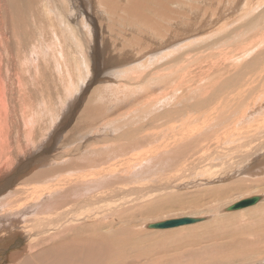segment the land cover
<instances>
[{
  "label": "rangeland",
  "instance_id": "1",
  "mask_svg": "<svg viewBox=\"0 0 264 264\" xmlns=\"http://www.w3.org/2000/svg\"><path fill=\"white\" fill-rule=\"evenodd\" d=\"M225 1L0 0V188L12 183L3 199L13 204L0 211V264L13 263L5 253L16 243L12 238L20 234L23 248L32 240L27 226L61 209L55 197V211L38 214L45 195L26 197L34 188L53 186L46 195H57L69 185L89 187L86 175L118 162H129L133 173L123 166L117 174L112 170L119 175L110 178L113 183L94 184L83 198L131 191L128 210L115 208L121 200L99 206L103 214L114 211L101 213L100 220L132 227L133 260L143 255L145 264H264V200L223 210L264 196V171H255L263 168L257 150L263 140L245 135L249 124L242 120L252 97L264 93V0ZM227 79L237 84L220 92ZM210 95V104L195 107ZM212 110L218 122H208L216 116L209 117ZM131 131L129 140L122 138ZM144 193L145 200H136ZM155 208V215L147 214ZM25 209L29 214L23 216ZM18 212L23 223L13 230L10 215ZM183 218L206 220L146 228Z\"/></svg>",
  "mask_w": 264,
  "mask_h": 264
},
{
  "label": "bare ground",
  "instance_id": "2",
  "mask_svg": "<svg viewBox=\"0 0 264 264\" xmlns=\"http://www.w3.org/2000/svg\"><path fill=\"white\" fill-rule=\"evenodd\" d=\"M225 1V0H224ZM226 2V1H225ZM256 3V2H255ZM104 7V6H103ZM124 9V8H123ZM255 10V9H254ZM156 15V14H155ZM241 18V17H240ZM236 20V19H235ZM206 22V21H205ZM237 22V21H236ZM242 22V21H241ZM237 24V23H236ZM210 27V26H209ZM195 28V27H194ZM199 32V31H198ZM92 33V32H91ZM95 33V32H94ZM203 35V34H202ZM199 37V36H198ZM262 39V38H261ZM188 40V39H187ZM259 41V40H258ZM202 44V43H201ZM164 45V44H163ZM175 46V45H174ZM255 46V45H254ZM55 50V49H54ZM59 50V49H58ZM173 50V48H172ZM167 51V49L165 50V52ZM53 52V50H52ZM246 52V51H245ZM67 53V52H66ZM172 53V52H171ZM65 54V53H64ZM162 54V53H160ZM165 54V53H164ZM202 54V53H201ZM57 55V54H56ZM66 55V54H65ZM59 56V55H58ZM61 57V56H60ZM161 58V57H160ZM231 58V57H230ZM220 60V59H219ZM97 67V66H96ZM162 72V71H161ZM165 72V71H164ZM189 72V71H188ZM182 73V72H180ZM205 73V72H204ZM248 73V71H247ZM207 74V73H206ZM261 74V73H260ZM183 75V74H182ZM180 75V76H182ZM201 75V74H200ZM205 75V74H204ZM210 75V74H209ZM237 75V74H236ZM241 75V74H240ZM262 75V74H261ZM152 76V75H151ZM206 76V75H205ZM205 76L202 78H205ZM233 76V75H232ZM257 76V75H255ZM254 76V78H255ZM155 77V76H154ZM186 77V76H185ZM244 77V76H243ZM253 77V76H252ZM200 78V76H199ZM201 78V79H202ZM227 78V77H226ZM240 77L237 79L239 80ZM224 80V79H223ZM183 82V81H182ZM248 82V81H247ZM261 82V81H259ZM202 83V82H200ZM233 84H237L236 83V80L234 79H227L225 81L222 82V86L223 88L220 90V92H224L226 91V88L227 89H230ZM177 85V84H176ZM232 85V86H231ZM242 85V83L240 84ZM247 85V84H246ZM249 86H252L251 84L248 85ZM229 87V88H228ZM3 88V87H2ZM236 88V86H235ZM245 88V86H244ZM187 89V88H186ZM243 89V87H242ZM261 89V88H260ZM264 89V88H262ZM5 90V89H4ZM232 90V89H231ZM251 90V89H250ZM218 91V90H217ZM242 91V90H241ZM245 91V90H244ZM243 91V92H244ZM249 91V90H248ZM263 91V90H262ZM261 91V92H262ZM76 92V91H75ZM264 92V91H263ZM73 93V91H72ZM231 93V92H230ZM249 93V92H248ZM256 93V92H255ZM258 93V92H257ZM260 93V92H259ZM245 94V92H244ZM247 94V93H246ZM251 94V93H249ZM253 94V93H252ZM214 95V94H213ZM227 95V94H226ZM254 95V94H253ZM256 95V94H255ZM254 95V96H255ZM212 95H210V98L208 99H204L203 101H200L198 102L197 105H195V107L197 106H205V105H208L211 103L212 101ZM215 96V95H214ZM250 96V95H249ZM161 97V96H160ZM214 98V97H213ZM216 98V96H215ZM233 98V97H232ZM231 98V99H232ZM244 98V97H243ZM246 98V96H245ZM250 98V97H249ZM253 98V102L249 105V108L246 109V112L244 111L245 109L242 108V110L244 111V114L242 116V120L246 123V124H249V126L247 127H244V128H247V134L245 135H249V137L253 136L255 138L254 142H259L261 139L263 140V142H260L259 144H257V150L260 152L258 154H261L260 155V160H262V164H263V168H258L260 169L259 171L258 170H255L257 171L256 173L257 174H260L262 173L261 171H264V115L262 116V113H264V93H261V95H259L257 98L254 99ZM102 99V97H101ZM107 99V98H106ZM228 99V98H227ZM2 100V99H1ZM87 100V99H86ZM234 100V98H233ZM247 100V99H245ZM243 100V101H245ZM250 100V99H248ZM107 101V100H106ZM110 101V100H109ZM226 101V100H224ZM229 101V100H228ZM248 102V101H247ZM224 103V102H223ZM249 103V102H248ZM84 104V103H83ZM93 104V103H92ZM225 104V103H224ZM110 107V106H109ZM191 108V106H190ZM189 108V109H190ZM87 109V108H86ZM98 109V108H97ZM89 110V109H88ZM193 110V109H192ZM131 111V110H130ZM222 111V110H221ZM242 111V112H243ZM7 112V111H6ZM32 112V111H31ZM85 112V111H84ZM93 113L95 111H92ZM176 112V110L170 112L168 111L167 113L173 115L174 113ZM189 112V111H188ZM212 113L209 115V117L215 115L216 113V116L213 118L211 117L209 119L208 117V122H210V120L215 123V121H217V119H220V117L218 116L219 113H217L216 111L212 110L211 111ZM55 113V112H54ZM109 113V112H108ZM164 113V112H163ZM165 113V114H167ZM185 113V112H184ZM192 113V111H191ZM241 113V112H240ZM90 114V113H89ZM96 114V113H95ZM131 114V113H129ZM257 114V117H252L249 118V116H254ZM57 115V113H56ZM55 115V116H56ZM104 115V114H103ZM161 115V114H160ZM164 116V114H162ZM186 115V114H185ZM242 115V114H241ZM58 116V115H57ZM82 116V115H81ZM85 116V115H84ZM99 116V115H98ZM261 116V117H260ZM162 117V116H161ZM185 117V116H184ZM263 117V118H262ZM97 118V117H96ZM126 118V117H125ZM202 118V117H201ZM240 118V117H239ZM257 118H261V119H257ZM10 119V118H9ZM87 119V118H86ZM85 119V120H86ZM89 119V118H88ZM106 119V118H105ZM157 119V118H156ZM237 119V118H235ZM84 120V119H83ZM159 120V119H158ZM232 120V119H231ZM238 120V119H237ZM82 121V120H81ZM191 121V120H190ZM195 121V120H194ZM229 121V120H228ZM36 122V121H35ZM203 122V121H202ZM212 122V123H213ZM218 122V121H217ZM241 123V124H238V122L235 124L236 127H237V124L238 125H242L244 124ZM210 123V124H212ZM202 124V123H201ZM208 124V123H206ZM29 125V124H28ZM70 125V124H69ZM75 125V124H73ZM203 125V124H202ZM201 125V126H202ZM217 124L213 125L212 126L214 127H217L216 126ZM234 125V126H235ZM207 126V125H206ZM211 126V125H210ZM211 126V127H212ZM233 126V127H234ZM5 127V126H4ZM24 127V126H23ZM52 127V126H51ZM74 127V126H73ZM143 127V126H142ZM214 127V128H215ZM54 128V127H53ZM83 128V127H82ZM141 128V127H140ZM200 128V127H199ZM204 129V127H202ZM202 128H201V132L199 131L200 129L196 130V131H199L200 133H205V132H202ZM81 129V128H80ZM83 129H86V128H83ZM238 129V128H237ZM3 130V129H2ZM105 130V129H104ZM132 130V129H131ZM195 131V132H196ZM204 131V130H203ZM142 132V131H141ZM186 132V131H185ZM253 132V133H252ZM134 131L132 132H127L125 134V136L123 137L122 135V138L124 139H128L129 136L132 137ZM208 133V132H206ZM62 134V133H61ZM96 134V133H95ZM195 134V133H194ZM193 134V135H194ZM199 135V133H197ZM70 135V134H69ZM189 137L191 136L190 134H188ZM192 135V137H193ZM196 135V134H195ZM201 135V134H200ZM203 135V134H202ZM201 135V136H202ZM232 135V134H231ZM181 136V134L179 135V137ZM183 136V135H182ZM185 136V135H184ZM228 136V135H227ZM240 136V135H239ZM190 137V138H192ZM230 137V136H229ZM232 137V136H231ZM248 137V138H249ZM185 138V137H184ZM189 138V139H190ZM213 138V137H212ZM234 138V137H232ZM247 138V137H246ZM96 139V138H95ZM113 139V138H112ZM227 139V138H226ZM2 140V139H1ZM115 140V139H114ZM174 140V139H173ZM179 141H181V139H178ZM183 140V139H182ZM248 140V139H247ZM3 141V140H2ZM10 141V140H9ZM118 141V140H116ZM141 141V140H140ZM143 141V139H142ZM209 141V140H208ZM237 141V139H236ZM96 142V141H95ZM205 142V141H204ZM242 142V141H241ZM227 143V142H226ZM229 143V141H228ZM238 143V141H237ZM240 143V142H239ZM245 143V141H244ZM6 145V143H4ZM230 144V143H229ZM228 144V145H229ZM247 144V143H246ZM249 144V143H248ZM92 145V144H91ZM233 145H235L233 143ZM181 146V145H180ZM221 146V145H220ZM232 146V145H231ZM237 146V145H236ZM235 146V148H236ZM247 146V145H246ZM245 147V145L243 146ZM228 148V147H226ZM246 148V147H245ZM254 148V147H253ZM8 149V148H7ZM85 149V148H84ZM208 149V148H207ZM234 149V148H233ZM237 149H238V146H237ZM6 150V149H5ZM9 150V149H8ZM212 150V148H211ZM218 150V149H217ZM240 150V148H239ZM249 150V149H248ZM252 151V150H251ZM56 152V151H55ZM63 152V151H62ZM74 152V151H73ZM250 152V151H249ZM255 152V151H254ZM68 153V152H67ZM152 153V152H151ZM208 153V152H207ZM253 153V152H252ZM47 154V153H46ZM44 154V155H46ZM76 154H79V153H76ZM199 154V153H198ZM202 154V153H201ZM223 154V153H222ZM257 153L256 154H252V155H255L257 156L258 155ZM43 155V156H44ZM71 154H69L68 156H71ZM81 155V154H80ZM150 155V154H149ZM211 155V154H209ZM250 155V154H249ZM1 156V155H0ZM37 156V155H36ZM39 156H42V155H39ZM49 156V155H47ZM60 156V155H59ZM73 156V155H72ZM142 156V155H141ZM238 156V155H237ZM255 156H252V159L253 157L255 158ZM35 157V156H34ZM234 157V156H233ZM243 157H245V155H243ZM242 157V158H243ZM259 157V156H257ZM256 157V158H257ZM9 158V157H8ZM44 158V157H43ZM42 158V159H43ZM59 158V157H58ZM208 158V157H207ZM240 158V157H239ZM250 158V157H249ZM48 160H51V158H47ZM47 159H44V162L43 163H46ZM53 159V158H52ZM86 159V158H85ZM21 160V159H20ZM37 160V159H36ZM40 160V158H39ZM54 160H57L54 159ZM204 160V159H203ZM228 160V159H227ZM247 160V159H246ZM245 160V161H246ZM250 160V159H249ZM254 160V159H253ZM30 161V160H29ZM85 161V160H84ZM113 161V160H112ZM199 161V160H198ZM210 161V160H209ZM213 161V160H212ZM243 161V160H242ZM244 161V162H245ZM255 161V160H254ZM19 162V161H18ZM35 162V161H34ZM33 162V163H34ZM38 162V160H37ZM42 162V161H40ZM50 162V161H49ZM56 162V161H55ZM64 162V161H63ZM98 161H96L95 163H97ZM136 162V161H135ZM202 162V161H201ZM229 162V161H228ZM251 162V160H250ZM32 163V161H31ZM32 163V164H33ZM42 163V164H43ZM52 163V162H51ZM59 163H62L59 161ZM58 163V164H59ZM86 163V162H85ZM89 163V162H88ZM119 163V162H118ZM111 164L109 165L108 167L106 166V168L102 169V171L99 173H90L88 175H86V177H84V180L88 181L89 183L86 184V185H91L89 187H92L94 184H104L106 185L105 183L109 184L108 182H111L113 183V181H110V178L111 177H118L119 175L115 176L114 174H117L116 173V170H120L118 169L119 167L125 169V167L127 168L126 171H124L125 173L127 174H131L133 173V171L130 170L131 167H133V165H129V162L128 163H122V164ZM133 163V162H132ZM243 163V162H241ZM247 163V162H246ZM249 163V162H248ZM2 164V163H1ZM41 164V165H42ZM48 164V163H47ZM57 164V165H58ZM76 164V165H75ZM90 164V163H89ZM196 164V163H195ZM205 164V163H204ZM222 164V163H221ZM260 164V162H259ZM261 164V165H262ZM27 165V164H26ZM25 165V166H26ZM40 165V166H41ZM44 165V164H43ZM72 166L75 165H79L78 163H73L71 164ZM94 165V163H93ZM100 165V164H99ZM199 165V164H198ZM213 165V164H212ZM48 166H51L50 163ZM86 166V165H85ZM123 166V167H122ZM130 166V167H129ZM203 166V165H202ZM222 166V165H221ZM7 167V166H6ZM38 167V166H37ZM45 167V166H44ZM129 167V168H128ZM17 168V167H16ZM139 168V167H138ZM15 169V167H14ZM25 169V168H24ZM23 169V170H24ZM31 169V168H30ZM39 169V168H38ZM72 169V167L70 168ZM76 169V168H75ZM80 169V168H79ZM99 169V168H97ZM233 169V168H232ZM256 169V168H255ZM29 170V169H28ZM84 170V169H83ZM92 170V169H91ZM90 170V171H91ZM114 171L113 173L110 172V171ZM95 170H93L94 172ZM137 171V170H136ZM236 171V170H235ZM20 172V170H19ZM22 172V171H21ZM20 172V173H21ZM28 172V171H27ZM88 172V171H87ZM119 172V171H118ZM24 173V172H23ZM22 173V174H23ZM26 173V172H25ZM113 175H112V174ZM16 174V173H15ZM61 173H59L60 175ZM69 173H67V176ZM72 174V173H71ZM70 174V175H71ZM21 175V174H20ZM39 175H42L41 177L45 176V174H42V173H37L35 174V177L37 178ZM73 175V174H72ZM80 175V174H79ZM16 176H19V175H16ZM65 176V174H64ZM259 176V175H258ZM34 177V176H32ZM52 177V176H51ZM50 177V178H51ZM54 177H57L54 176ZM78 177V176H77ZM16 178V177H15ZM19 178V177H18ZM17 178V179H18ZM49 178V179H50ZM58 178V177H57ZM81 178V177H80ZM182 178V177H181ZM14 179V177H13ZM22 179V178H21ZM48 179V178H47ZM45 179V180H47ZM109 179V181H108ZM112 179V178H111ZM120 179V178H119ZM12 180V179H10ZM53 180V179H51ZM56 180V179H55ZM53 180V181H55ZM67 181V178L65 179ZM78 180V178H73L72 181H76ZM118 180V179H117ZM17 181V180H16ZM43 181V180H42ZM59 181V179H58ZM119 181V180H118ZM14 182V181H12ZM45 182V181H44ZM44 182L42 184H44ZM47 182V181H46ZM63 182V181H62ZM49 183V182H48ZM84 183V182H83ZM19 184V182H18ZM35 184L37 183H34L33 185L35 186ZM46 184V183H45ZM5 186H2L0 188V211L2 210V208H8L9 204L6 205L4 203V199H3V191L8 187H10V185H12L11 182L9 183H5L4 184ZM17 185V184H16ZM21 185V183H20ZM24 185V184H23ZM28 185V184H26ZM37 186V185H36ZM71 186V188L69 189H65L64 192L62 193H59L57 195H52V194H49V195H46L47 193H50L52 192L53 190V186H49L47 187V189L45 191H47L45 194L43 192H45L44 190H39L40 188H34V190L32 191L33 193H29L28 196H25L26 197H30L31 199L36 196V195H39V198L40 197H43V195H45V197H43L42 200L44 203L40 206H42L43 208L39 207V213H44V212H48L50 210V213H53L55 210L51 211L52 210V207L51 203H54V198L57 197L56 199H60L59 202H57L59 205H57L56 203H54L56 206H59V207H56V208H60V211H57L54 215H52L53 217L52 218H46V219H42L40 221H34L33 223H31L30 225L27 226V235L29 237L32 238L31 241L28 242L27 245H25L23 248H20V245L22 243V240H20V234L19 233H16L18 236L17 238H12L13 240L16 241V243L13 245V247L11 248V251L9 250V252H5V253H10L11 254V257L13 258L12 262L14 263V261L20 263V264H120V260L122 259V263L121 264H129V262H132L130 264H145L144 261H142L144 259L145 256L141 255L140 257L141 258H138L139 260L141 261H135L132 259V257H130V254L131 252L128 250L130 248L129 244H132L131 241L133 239H131V232H132V227L131 226H127L126 224H124L123 220H121L120 222H118V225H115L114 223H110L108 221H106L105 219L104 220H100L101 218V215L103 214L102 213V210L100 208L99 205L102 204V202L104 203H113V202H117L118 200H121L123 203H122V206L120 204V206H117L115 207L116 209L120 210V209H125L128 207L129 205V202H134L133 199L130 200L129 197H132V194L130 193L131 191L129 192H123V191H120L118 189H116L113 193H117L119 195V199L118 198H114L115 194L113 193H108V194H97V197L96 196H91L90 198H83V195L86 194V196L90 195V188L89 187H85V184H81L80 186L79 185H69ZM112 186V185H111ZM114 186V185H113ZM13 187V186H12ZM41 187H44V185H41ZM96 187V186H95ZM29 188V187H28ZM83 189L85 192H82L80 193V190ZM101 189V187H100ZM96 190V189H95ZM99 190V189H97ZM96 190V191H97ZM105 190V189H104ZM16 191V190H15ZM100 191V190H99ZM20 192V191H18ZM98 192V191H97ZM101 192V191H100ZM88 193V194H87ZM99 193V192H98ZM4 194H5V191H4ZM14 193H11V195H13ZM95 195V194H94ZM146 193H144L143 195H141L138 199L136 200H140V199H144L143 197H145ZM85 196V197H86ZM5 197V196H4ZM14 197V195H13ZM12 197V198H13ZM19 197V196H18ZM25 197V198H26ZM263 197V200H264V196ZM36 198V197H35ZM38 198V199H39ZM133 198V197H132ZM150 198V196L148 197ZM250 198V197H249ZM6 199V198H5ZM29 199V198H27ZM147 199V198H146ZM7 200V199H6ZM36 200V199H34ZM33 200V201H34ZM40 200V199H39ZM245 200V199H244ZM12 201V200H10ZM37 201V200H36ZM41 202V201H39ZM38 202V203H39ZM49 202V203H48ZM42 203V202H41ZM101 203V204H100ZM103 203V204H104ZM5 204V205H4ZM35 204V203H34ZM40 204V203H39ZM125 204V205H124ZM28 205V204H27ZM10 206H13V204H10ZM38 206V205H37ZM103 207V206H102ZM230 207V206H229ZM24 208V207H23ZM38 207H33V209H36ZM132 208V207H131ZM228 208V207H226ZM225 208V209H226ZM130 209V208H129ZM157 209L158 208H155V209H151L150 211H148L147 214H156L157 213ZM223 209V210H225ZM30 210V209H29ZM59 210V209H58ZM128 210V208H127ZM27 209L23 210L22 212V215H27L29 213L26 212ZM12 211H10L11 213ZM14 212V211H13ZM108 212V213H107ZM114 211L109 210V211H105L104 214L105 216L106 215H109V213H113ZM102 213V214H101ZM219 213V212H218ZM101 214V215H100ZM103 214V215H104ZM7 215V214H6ZM18 215H21V212H18L16 214H11L10 216V220L9 222H11V226L13 228V230H15V226L17 225H20V223H23L21 221H19V218H18ZM34 216V215H33ZM32 216V217H33ZM17 217V218H16ZM191 217V216H190ZM39 218V216H38ZM2 219V218H1ZM30 219V218H29ZM95 219L97 221H95ZM98 219L100 221L99 224L98 223ZM108 219V218H107ZM93 221V222H92ZM136 221V220H135ZM7 222V220H6ZM103 222V224H102ZM137 222V221H136ZM25 223V222H24ZM92 223V224H91ZM156 223V222H155ZM149 225V224H148ZM23 227V226H22ZM51 227V229L49 228ZM126 227H131V229H127L126 230ZM137 227V226H133V229ZM17 228V227H16ZM147 228V226H146ZM24 229V227H23ZM53 229V233H52V230ZM110 230V233H107V234H104L105 232H108ZM123 229V230H122ZM103 231H105L104 233H102ZM123 232V235L122 236H119L120 235V232ZM18 232V231H17ZM134 233V232H133ZM24 235V234H23ZM25 236V235H24ZM23 236V237H24ZM108 236V237H107ZM110 236V237H109ZM26 238V239H27ZM44 239V242L42 244H40L38 241H41ZM4 240V239H3ZM247 241V240H246ZM144 242V241H143ZM142 243V242H140ZM38 248V249H37ZM136 248V247H135ZM12 249H15V250H12ZM132 249V247H131ZM130 249V250H131ZM136 250V249H135ZM137 251V250H136ZM129 252V253H128ZM144 252V251H143ZM136 253V252H135ZM130 254V255H129ZM141 254V253H139ZM145 254V253H144ZM24 256V258L22 257ZM136 259V258H135ZM10 260V259H9ZM6 261V260H4ZM135 261V262H133ZM11 262V263H12ZM12 263V264H13Z\"/></svg>",
  "mask_w": 264,
  "mask_h": 264
},
{
  "label": "water",
  "instance_id": "3",
  "mask_svg": "<svg viewBox=\"0 0 264 264\" xmlns=\"http://www.w3.org/2000/svg\"><path fill=\"white\" fill-rule=\"evenodd\" d=\"M263 201L262 196H254L245 200H242L224 210L225 213H230V212H235L238 210H242L248 207L255 206L256 204L260 203ZM206 218H183V219H177V220H170V221H165L161 223H156V224H149L147 225L148 229H153V230H165V229H171V228H177L180 226H186V225H191V224H196L199 222H204Z\"/></svg>",
  "mask_w": 264,
  "mask_h": 264
}]
</instances>
